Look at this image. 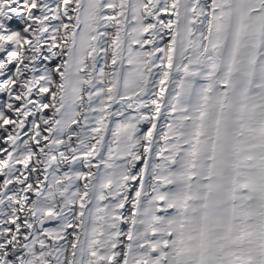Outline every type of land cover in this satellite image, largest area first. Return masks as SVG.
I'll return each instance as SVG.
<instances>
[{
    "label": "snow or ice",
    "instance_id": "snow-or-ice-1",
    "mask_svg": "<svg viewBox=\"0 0 264 264\" xmlns=\"http://www.w3.org/2000/svg\"><path fill=\"white\" fill-rule=\"evenodd\" d=\"M0 264H264V0H0Z\"/></svg>",
    "mask_w": 264,
    "mask_h": 264
}]
</instances>
